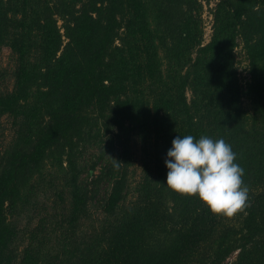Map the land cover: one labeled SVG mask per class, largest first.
Instances as JSON below:
<instances>
[{"label": "trees", "instance_id": "obj_1", "mask_svg": "<svg viewBox=\"0 0 264 264\" xmlns=\"http://www.w3.org/2000/svg\"><path fill=\"white\" fill-rule=\"evenodd\" d=\"M203 8L0 0V264H264V0H219L207 42ZM178 135L231 144L249 206L170 189Z\"/></svg>", "mask_w": 264, "mask_h": 264}, {"label": "clouds", "instance_id": "obj_2", "mask_svg": "<svg viewBox=\"0 0 264 264\" xmlns=\"http://www.w3.org/2000/svg\"><path fill=\"white\" fill-rule=\"evenodd\" d=\"M168 150L166 185L185 196H198L213 214L233 217L248 205L250 188L237 153L223 138L176 136ZM118 159L114 167L119 168Z\"/></svg>", "mask_w": 264, "mask_h": 264}, {"label": "rangeland", "instance_id": "obj_3", "mask_svg": "<svg viewBox=\"0 0 264 264\" xmlns=\"http://www.w3.org/2000/svg\"><path fill=\"white\" fill-rule=\"evenodd\" d=\"M204 4V8H203V13H202V18L204 20V30H205V34H204V38L205 41H209L210 36H211V32H212V23H213V9L216 5V3L219 0H210L208 2V0H201ZM237 51V59L241 60V64H240V69L239 71L241 72V78H244L247 75V72L245 71V66H246V62L244 61V53L242 51V45L238 46L236 48ZM10 53V50L8 48H4L2 50L1 56L3 59V63L6 64L8 55ZM248 102V100H246V103Z\"/></svg>", "mask_w": 264, "mask_h": 264}]
</instances>
